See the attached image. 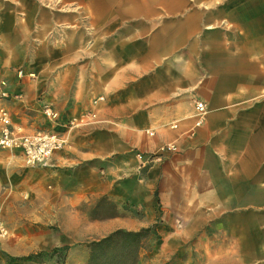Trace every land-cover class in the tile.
<instances>
[{"label":"crops","instance_id":"0c3cea01","mask_svg":"<svg viewBox=\"0 0 264 264\" xmlns=\"http://www.w3.org/2000/svg\"><path fill=\"white\" fill-rule=\"evenodd\" d=\"M28 25L20 22V31ZM145 51L155 52L151 58L145 53V154L166 143L177 151L139 169L126 152L129 142H102L98 129L106 125L98 102V122L62 130L66 145L51 164L125 151L91 194L145 203V226L157 207L179 214L181 222L184 212L194 219L201 212L207 264H264V0H145ZM19 83L23 88L24 80ZM26 92L11 100L19 109L34 101L42 118L46 101ZM194 100L206 108L198 127ZM48 104L62 120L83 111ZM8 111L12 124L25 131L44 128L43 119L15 122ZM83 184L76 190L87 194Z\"/></svg>","mask_w":264,"mask_h":264},{"label":"rangeland","instance_id":"374dc122","mask_svg":"<svg viewBox=\"0 0 264 264\" xmlns=\"http://www.w3.org/2000/svg\"><path fill=\"white\" fill-rule=\"evenodd\" d=\"M22 21L29 24L24 31ZM145 53H155L145 51V0H0V92L9 93L0 94V103L12 119H43L39 125L50 128L34 101L19 109L14 93L21 97L27 90L35 100L73 112L103 96L102 142L126 140V152L144 163L137 156H145ZM126 152L32 166L0 150V221L7 230L0 237V264H86L90 241L155 222L157 234L144 237L136 264H207L201 212L198 219L184 212L183 224L179 214L157 207L145 226V203L91 194ZM81 181L87 194L76 190ZM28 255L32 260L13 262Z\"/></svg>","mask_w":264,"mask_h":264},{"label":"built area","instance_id":"2783aa9c","mask_svg":"<svg viewBox=\"0 0 264 264\" xmlns=\"http://www.w3.org/2000/svg\"><path fill=\"white\" fill-rule=\"evenodd\" d=\"M20 92V90H19ZM2 97H8L9 93L6 90L0 92ZM14 97H19L20 94L14 93ZM103 101V96H98L92 100L90 108L76 115L61 119L60 113L51 105L43 103L40 105V113L52 129L38 128L32 131H25L20 126L12 124L9 111L5 107H0V150H6L16 154L26 165H45L52 158L53 154L60 151L66 145V138L57 131L61 127L65 130H71L81 126H89L98 122L95 105ZM194 127L201 125L205 115V104L202 101L194 100ZM172 127H175L174 125ZM147 135L153 136L152 131H147ZM176 145L174 143H166L159 146L155 150L147 154H139V159L145 158L148 162H159L162 156L167 153L175 152ZM145 165L143 161L140 162ZM7 230L0 221V237H4Z\"/></svg>","mask_w":264,"mask_h":264},{"label":"trees","instance_id":"16d2710c","mask_svg":"<svg viewBox=\"0 0 264 264\" xmlns=\"http://www.w3.org/2000/svg\"><path fill=\"white\" fill-rule=\"evenodd\" d=\"M157 234V223L135 231L116 229L104 237L90 241L86 264H136L143 248L142 240L148 233ZM32 255L14 258L15 261L32 260Z\"/></svg>","mask_w":264,"mask_h":264}]
</instances>
